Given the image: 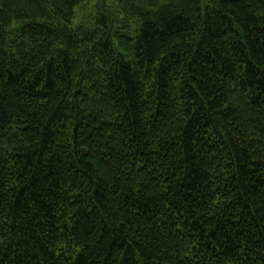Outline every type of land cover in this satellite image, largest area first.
Listing matches in <instances>:
<instances>
[{"label": "trees", "instance_id": "obj_1", "mask_svg": "<svg viewBox=\"0 0 264 264\" xmlns=\"http://www.w3.org/2000/svg\"><path fill=\"white\" fill-rule=\"evenodd\" d=\"M0 264H264V0H0Z\"/></svg>", "mask_w": 264, "mask_h": 264}]
</instances>
